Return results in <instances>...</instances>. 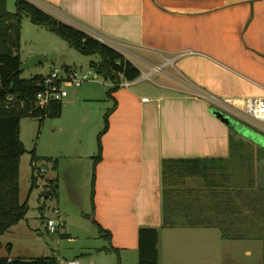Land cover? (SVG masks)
<instances>
[{
    "label": "crops",
    "instance_id": "0c3cea01",
    "mask_svg": "<svg viewBox=\"0 0 264 264\" xmlns=\"http://www.w3.org/2000/svg\"><path fill=\"white\" fill-rule=\"evenodd\" d=\"M37 1L58 18L112 42L140 69L137 60L160 67L172 65L168 74L173 80L157 77L146 83V77H141L112 92L113 82L104 78H91L87 81L93 83L86 86L71 84L76 89L62 101L61 115H72V121L82 126L78 127L80 132L91 126L92 144L89 137L76 144L83 143L79 150L87 152L92 145V151L84 156L92 173L90 217L100 236L99 225L111 232V239L101 236L108 242L102 252L111 247L119 264H139L140 228L158 227L159 264H185L184 257H190L193 250L188 237L193 227L163 226V160L229 157L231 128H235L223 118L229 116L255 134L237 129L261 148L244 163L264 182V131L197 95L205 91L239 108L245 106L247 98H264V0ZM98 100L103 103L101 115L92 121L88 101ZM109 111V127L101 136L102 159L94 164L98 136ZM48 157L53 165L56 157ZM56 166L60 168V161ZM238 166L242 168V163ZM50 180L59 186L58 175ZM260 187L256 183L251 189L255 192ZM59 213L68 235V217ZM255 226L245 235L230 238L220 230L221 237L264 242ZM197 253L204 260V251Z\"/></svg>",
    "mask_w": 264,
    "mask_h": 264
},
{
    "label": "trees",
    "instance_id": "16d2710c",
    "mask_svg": "<svg viewBox=\"0 0 264 264\" xmlns=\"http://www.w3.org/2000/svg\"><path fill=\"white\" fill-rule=\"evenodd\" d=\"M16 4L17 11L10 12L7 0H0V235L25 218L29 210L28 201L21 200L20 190V159L27 151L20 137L22 118L35 117L42 124L45 118L60 116L63 110L62 100L53 101L47 108L37 105L36 96L42 88L44 74L30 78L22 76L24 61L19 49L24 12L33 22L52 29L81 52L100 54V61L93 62L92 67L104 79L113 82L110 92L122 86L124 81H134L142 75V70L123 51L85 29L58 18L30 0H16ZM110 112L106 114L105 125L98 136L94 164L102 159L101 136L109 127ZM230 140L231 154L227 158L163 160V226L218 227L224 237L230 238L245 235L256 224L260 236L261 233L264 235V182L259 175H254L250 164L245 165L261 148H256L235 128H231ZM245 145L253 152L241 151ZM38 160L33 150L32 189L37 185L35 163ZM57 161H54L55 167ZM239 170L240 174L237 173ZM191 179L202 182L190 185ZM55 182L47 183L48 192L58 198L59 186ZM256 183L261 187L253 192L251 187ZM250 215L262 222H255ZM99 229L101 236L111 239L110 231L100 225ZM159 241L158 227L140 228L139 264H159ZM105 249L113 250L111 247ZM0 264L61 263L55 255H44L32 259L0 256Z\"/></svg>",
    "mask_w": 264,
    "mask_h": 264
},
{
    "label": "rangeland",
    "instance_id": "374dc122",
    "mask_svg": "<svg viewBox=\"0 0 264 264\" xmlns=\"http://www.w3.org/2000/svg\"><path fill=\"white\" fill-rule=\"evenodd\" d=\"M7 8L10 12L17 11L16 0H7ZM19 53L24 62L37 53H44L46 56L57 55L54 60L25 68L22 76L26 78L46 74L54 66L64 68L66 65L76 68L79 73L91 71V78H96L95 81H101L103 78L92 67L93 62L100 61V54L81 52L52 29L33 22L27 12H24L22 21ZM136 62L142 71L153 70V65L144 64L140 60ZM171 67L172 65L164 66L155 74L152 72L150 77H146L145 82L155 80L157 77L165 81L173 80L168 74L172 71ZM90 83L93 82L85 81L83 85ZM66 87L70 95L76 89L71 84ZM66 98L63 100H67ZM101 102L88 101L92 106V121L101 115L103 105ZM90 116L92 117L91 114ZM60 124L62 129H59ZM78 127L82 126L74 123L72 115L65 112L60 116L45 118L42 124L35 117L22 118L20 137L27 151L20 159V190L21 200L28 201L29 210L25 218L0 235V256L32 259L55 255L60 258L61 264L67 258H77L80 264H119L117 253L108 250L102 252L104 251L102 247L108 245V242L100 236L97 226L90 217L92 173L88 168L90 162L87 163V158L84 156L92 151V145L90 152L89 150L87 152V149L79 150L83 143L76 144V142L78 143L80 139L84 141V137H89V143L92 144V134L89 132L91 126H85L81 132ZM241 149V151L253 152L248 145ZM33 150L39 160L35 163L38 184L32 189ZM48 156L56 157L61 163L60 168L49 163ZM54 174L59 176L58 198L50 194L49 186H46ZM188 182L190 185H199L202 181L191 179ZM83 209H86L85 212ZM59 212L68 217L67 221L70 224L67 228L68 235H65L66 231L63 229L50 232L46 228L47 219L57 217ZM261 236L264 237L262 233ZM188 237L191 238L189 243L193 250L190 252V257H184L185 264H264V242L260 239L222 238L218 227H193ZM195 250L204 251V260L198 258L199 254Z\"/></svg>",
    "mask_w": 264,
    "mask_h": 264
},
{
    "label": "built area",
    "instance_id": "2783aa9c",
    "mask_svg": "<svg viewBox=\"0 0 264 264\" xmlns=\"http://www.w3.org/2000/svg\"><path fill=\"white\" fill-rule=\"evenodd\" d=\"M34 3H38L37 0H30ZM103 42H106L113 46V43L105 38L94 35ZM115 47V46H114ZM117 48V47H116ZM171 62V60H168ZM168 63V62H167ZM160 66L153 65V70H159ZM44 80L41 83V90L37 93L36 103L41 108H47L53 101L63 100L69 93L67 85L73 84L75 86L82 85L83 82L91 79V71L79 73L77 69H66L54 66L51 70L44 74ZM151 73L143 72L139 77H150ZM131 81H124L122 85L127 86ZM198 96L207 99L216 108L229 114L233 117L253 124L255 127L264 131V98L263 97H251L246 99L245 106L239 108L230 103V100L220 99L213 94H209L205 91H199ZM42 170H44L42 168ZM65 219L61 215L57 217H49L46 222V226L50 232H57L65 226ZM63 264H80L77 259H70L63 262Z\"/></svg>",
    "mask_w": 264,
    "mask_h": 264
},
{
    "label": "water",
    "instance_id": "95a60500",
    "mask_svg": "<svg viewBox=\"0 0 264 264\" xmlns=\"http://www.w3.org/2000/svg\"><path fill=\"white\" fill-rule=\"evenodd\" d=\"M56 58H57L56 54L51 55V56H46L44 53H37V54H34L32 57H30L26 62H23V64L21 65V69L24 70L25 68H28V67L41 65V64L46 63L47 60H54ZM218 114L219 116H223L221 112H218ZM223 118L227 121V123L234 126L236 129L240 130L244 134L255 135L253 132L250 131V128L242 126L240 122L233 120L231 117L224 116Z\"/></svg>",
    "mask_w": 264,
    "mask_h": 264
}]
</instances>
